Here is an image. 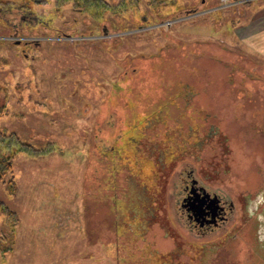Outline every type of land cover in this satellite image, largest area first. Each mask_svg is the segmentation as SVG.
<instances>
[{
    "label": "rangeland",
    "instance_id": "374dc122",
    "mask_svg": "<svg viewBox=\"0 0 264 264\" xmlns=\"http://www.w3.org/2000/svg\"><path fill=\"white\" fill-rule=\"evenodd\" d=\"M261 20L264 0H0V264H264ZM190 170L232 203L222 228L185 221Z\"/></svg>",
    "mask_w": 264,
    "mask_h": 264
},
{
    "label": "flooded vegetation",
    "instance_id": "af4514ba",
    "mask_svg": "<svg viewBox=\"0 0 264 264\" xmlns=\"http://www.w3.org/2000/svg\"><path fill=\"white\" fill-rule=\"evenodd\" d=\"M181 185V201L191 196L190 191H192L193 198L198 199L194 202L195 204L192 205L187 204L185 206V203L182 204L183 207H181V202H179V207L181 211L183 210L186 217L185 221L188 222L189 227L200 233L222 228L228 221V213L232 211V203L217 192L209 191L204 185L200 184L199 181L192 176L191 170L188 172L186 178H183ZM206 193H209V197H204ZM214 196H216L217 201L213 203L210 199ZM202 197L204 198L199 209L197 205ZM191 206H193L194 211L192 208L190 209ZM195 213L198 214L196 215Z\"/></svg>",
    "mask_w": 264,
    "mask_h": 264
},
{
    "label": "trees",
    "instance_id": "16d2710c",
    "mask_svg": "<svg viewBox=\"0 0 264 264\" xmlns=\"http://www.w3.org/2000/svg\"><path fill=\"white\" fill-rule=\"evenodd\" d=\"M74 1L76 2L78 1L79 3L82 2V4L86 6V9H89L92 11L98 10L100 8V3H101V0H74ZM16 10L17 12H21L18 9ZM6 11L10 12L12 10L11 8H8ZM1 136L10 137L12 136V134L10 135L1 134ZM28 147H30L29 149L33 148V146H28ZM30 151L33 153L32 154L33 156H42V155L47 154L50 150L46 151L44 149H34L33 148ZM17 152H19V150L17 151L13 150L10 152L7 151L6 153L7 155L6 154L0 155V182H3L5 184L6 191L9 195L14 194V183H13V180H11V181H8V183L6 184L4 178L7 174L12 173V158ZM0 217L5 218L6 222L9 223L11 226H15L19 220L17 214L14 211H12L10 208H8V206H6L2 201H0Z\"/></svg>",
    "mask_w": 264,
    "mask_h": 264
},
{
    "label": "crops",
    "instance_id": "0c3cea01",
    "mask_svg": "<svg viewBox=\"0 0 264 264\" xmlns=\"http://www.w3.org/2000/svg\"><path fill=\"white\" fill-rule=\"evenodd\" d=\"M253 29H254V33H253L254 40L258 43L259 49L261 50V48L262 49L264 48V20L256 22L253 26Z\"/></svg>",
    "mask_w": 264,
    "mask_h": 264
},
{
    "label": "water",
    "instance_id": "95a60500",
    "mask_svg": "<svg viewBox=\"0 0 264 264\" xmlns=\"http://www.w3.org/2000/svg\"><path fill=\"white\" fill-rule=\"evenodd\" d=\"M190 193H191V194H190L191 196H190V197H187V198L184 199V200H185V204H184L185 206H186L187 204H188V205H189V204H191V205H192V204H195L194 202H195L196 200H198L197 198H193L194 196H192V195H193V194H192V191H190ZM206 196L209 197V193H206V194L204 195V197H206ZM195 197H196V196H195ZM204 197H202V198L200 199V201H199V203H198V205H197V207H198L199 209H200V207H201V203H202ZM210 200L214 203V202L217 201V198H216V196H214V197H212ZM191 208H192V210L194 209L193 206H191L190 209H191ZM196 210H197V209H196ZM193 211H194V210H193ZM195 214L197 215L198 213H195Z\"/></svg>",
    "mask_w": 264,
    "mask_h": 264
}]
</instances>
